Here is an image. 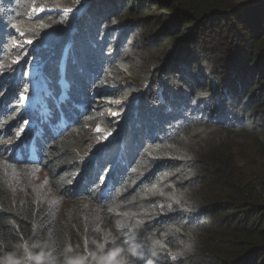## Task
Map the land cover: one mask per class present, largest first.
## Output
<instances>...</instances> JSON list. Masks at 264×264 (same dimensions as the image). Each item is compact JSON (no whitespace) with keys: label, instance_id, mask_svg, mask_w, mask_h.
Wrapping results in <instances>:
<instances>
[{"label":"trees","instance_id":"16d2710c","mask_svg":"<svg viewBox=\"0 0 264 264\" xmlns=\"http://www.w3.org/2000/svg\"><path fill=\"white\" fill-rule=\"evenodd\" d=\"M68 1L27 0L24 7L20 0H0V141L12 140L18 130L12 133L6 122L12 102L20 119L25 117L24 126L29 122L21 98L34 94L31 65L46 63L49 96L41 95L34 116L40 131L37 161H30L32 133H25L24 161L16 154L8 161L34 170L49 161L58 197L64 194L65 202L92 199L91 190L109 206L95 216L76 213L69 219L49 202L0 192V264H264V0H89V13L96 12L108 25L103 31L128 37L124 49L106 50L114 58L108 68L99 49L101 41L107 42L105 33L84 27L89 40L81 45L78 29L71 45L69 27L49 22L55 16L36 19L45 27L30 25L31 7L76 5ZM128 17L134 21L120 20ZM14 24L22 30L19 39L40 48L25 61L3 41L4 28ZM143 24L157 32L146 52L152 53L160 40L166 50L153 47L159 52L156 60L145 62V74L133 73L147 85L132 86L138 99L127 124L89 158L82 170L83 189L74 199L63 185L73 172L72 151L87 137V112L93 104L103 107L119 98L116 90L107 95L97 91L113 84V65L129 62L122 58L131 47L133 29ZM68 46L60 101V66ZM10 67L22 81L4 83ZM57 118L66 119L64 130L45 127ZM119 151H130V159H120L129 166L118 161ZM104 157H112L110 174L94 183L89 166L93 163L92 170L100 172ZM108 177L110 187L102 193ZM130 184L133 190L121 196L123 214L111 215L115 196ZM138 206L144 213L132 217ZM123 220L133 222L139 241L121 233Z\"/></svg>","mask_w":264,"mask_h":264},{"label":"rangeland","instance_id":"374dc122","mask_svg":"<svg viewBox=\"0 0 264 264\" xmlns=\"http://www.w3.org/2000/svg\"><path fill=\"white\" fill-rule=\"evenodd\" d=\"M27 0H20L21 6H26ZM55 3H63L61 0H53ZM71 4H76L74 7L69 9H61V8H53L49 4L45 7L40 4H37L35 8L31 7V17H30V25H35L36 19L38 17H49L55 16L53 20L49 21L52 25L65 27L66 30L69 27L68 35L71 38V45L73 43V38H75L76 31L79 29V34L83 41H80L79 44L85 45L89 38L83 35L84 27H89V29L97 30L99 34H106V41H101L99 45V49L101 51V55L103 58V63L107 61L106 68L109 67V59L112 60L110 55H106L109 46H111L110 51L115 48V50H121L125 48V42L127 41L128 37L124 35H120L119 38H116V35H112L109 31H103L101 27L108 28V25L104 22V20H100V16L93 12L92 14L89 13V7L91 5V1L89 0H69ZM81 5V7L78 6ZM21 7L20 9H23ZM18 9V12L19 10ZM25 12V11H24ZM141 17V16H139ZM129 18V17H128ZM124 22H133V18L129 19L123 18L120 19ZM122 22V21H121ZM39 27H45V22L41 21L36 23ZM5 26V25H4ZM27 25L22 27L23 30H27ZM106 30V29H105ZM134 30V35L128 44H131V47L126 51L125 55L126 58L122 59H129V62H124L122 64H115L112 66V69H116L113 74L111 80H113V84L110 86L104 87L105 89L101 90V93L108 94L109 92H113L116 90L118 92L119 98L113 104H105L103 107L95 106V104L91 105L89 113L87 112V119L86 123L87 126L85 127V131L87 132V137L83 139L81 145L78 149L72 151V160L75 162L73 166V172L67 176V181L63 185L65 192L72 195L74 199H78V193L83 189V182L85 181L84 174L82 175V170L85 166L89 165L90 157L98 156L101 153V149L99 148L101 144L109 143L108 140L112 138V134L114 132L119 131V129L126 123L127 118L132 114L135 104L138 99V93L135 90H132V86L137 89L143 88L147 84H140L138 83L135 78L133 77V73L140 72V75L145 74L144 69L147 67L145 62H153L156 60L155 56L159 55V52H153L154 49L161 51L166 50V46H162V40L158 41L156 46L153 49L152 53L148 54L146 51L145 46H151L154 44L152 38L157 32L153 26V28L147 24L138 25ZM76 34V35H75ZM4 39L3 41L7 43L5 46L8 50L13 48L14 50L19 51V58L25 61L28 56H31L34 52L38 51L40 48L36 47V43L27 42L23 39H19L22 35V30L20 27L14 24V26H8L4 28ZM14 37V40L9 41L6 40L8 36ZM33 38V37H32ZM35 38V37H34ZM121 38V40H120ZM93 39V38H92ZM7 42H6V41ZM112 41V42H109ZM109 42V43H108ZM161 42V44H160ZM102 45H104V51L102 50ZM45 49V48H44ZM56 50V47H54ZM53 49V50H54ZM106 53V54H105ZM150 55V56H149ZM22 56V58L20 57ZM149 59L151 61H149ZM29 62V60H27ZM29 64V63H28ZM30 69V78L32 79V83L34 85L33 90L34 94L32 97H22L21 100L23 101L24 109L27 115V119H30L31 116H35V111L33 114H30L27 107L32 104V101L36 94L40 92V90L45 87L44 86V79L42 75V67L39 68L36 65ZM46 66V63H45ZM155 67V66H153ZM10 67L9 71H7L5 75V82L7 81H15L17 82L22 81V76L17 77V74L11 71ZM123 68L124 70L121 71L120 69ZM111 69V68H110ZM49 70H52V67H49ZM20 71V70H18ZM109 73V71H108ZM114 81H116L114 83ZM7 82V83H8ZM109 84V82H108ZM42 86V87H41ZM40 89V90H39ZM100 93V92H99ZM114 94V93H113ZM105 95V96H106ZM7 99V97H6ZM12 101V98L9 102ZM14 102L11 103L10 107L12 110V115L9 119L6 120L9 128L14 133L15 127L18 129L15 133V137L12 140H8L5 142L0 141V192L3 193L6 197L10 198H23L27 200L33 201H45L49 202L50 205H54V211L57 213H61L64 211L69 219L75 217L76 213L84 214L85 216L96 214L98 209H107L109 206L103 205L102 202L99 201L97 196L91 193V190H88V193L92 195V199L85 198L74 200L75 202H65L64 201V194L57 196L52 188V178H51V171H52V164L48 161L47 164H44L42 168L39 169H25V168H15L11 165L8 159H13L12 152L6 153L8 149L12 146H16L18 143L21 142L25 133H28L33 127L31 123H27L24 126V121L26 120L25 117H19L20 114L16 113L17 109L13 106ZM106 111V112H105ZM64 119L57 118L54 121H48L45 123V127L47 128H56L59 126H63ZM23 123V128L19 131V126ZM120 124V126H119ZM35 135H39L40 131L38 129H33ZM18 136L17 142H15ZM27 143L26 140H23ZM100 145V146H99ZM122 146V145H120ZM15 158V157H14ZM98 158V157H97ZM100 158V157H99ZM112 161V157H104L99 161V169H102L100 172L95 169L92 170L93 163L89 166L91 169L88 171V175L92 174L93 182H97L99 179H104L110 174L111 166H108L109 163ZM124 165V164H123ZM88 167V168H89ZM112 169L115 171L114 167ZM97 171V173H96ZM105 171V173H104ZM113 171V172H114ZM140 172V166L138 169ZM113 175V174H112ZM138 175V174H136ZM77 187V188H76ZM70 189V190H69ZM133 190V186L130 184L125 190L120 191L119 194L115 196V203L111 210V215H122L123 212L120 211L121 208V196L126 197L128 194ZM150 194V193H149ZM146 195V194H145ZM152 199V198H149ZM63 201V202H62ZM109 202V201H108ZM107 202V203H108ZM107 205V204H106ZM59 206L62 209H59ZM160 209V207H158ZM144 210H141V207H135L131 211V216L136 217L139 214H143ZM95 216V215H93ZM129 220V219H128ZM122 228L121 233L127 237L129 241H139L138 238V230L135 229V225L133 222H128L126 220L122 221Z\"/></svg>","mask_w":264,"mask_h":264},{"label":"clouds","instance_id":"9594fccd","mask_svg":"<svg viewBox=\"0 0 264 264\" xmlns=\"http://www.w3.org/2000/svg\"><path fill=\"white\" fill-rule=\"evenodd\" d=\"M69 49H70V46H68L66 49H65V52H64V56H63V60H62V63H61V66H60V75H61V78H62V88H63V91H62V97H61V100L60 101H64V94H65V89H64V79H65V66H66V62H67V58H68V55H69ZM42 67V75H43V79H44V86L40 92H38L36 94V96L34 97L33 101H32V104L30 106L27 107L28 111L30 114H33V112L36 110V107L39 103V99L41 97V95H45V96H49V85H48V82H47V79L44 77V68H45V63L42 64L41 66H39V68ZM19 70H21V68L19 67ZM2 84V83H1ZM42 87V86H41ZM105 89V88H104ZM101 90L103 89H100L97 91V93H101ZM96 93V94H97ZM23 102V101H22ZM23 110L24 109V105H23ZM81 110H84V109H81ZM86 111H88V109H86ZM84 112V111H83ZM71 115L74 116L75 115V112H71ZM81 118L80 117H76V121H80ZM66 119H64V122H63V126H60L61 127V130H64L66 127H67V124L65 123ZM72 121V120H71ZM75 121V120H73ZM28 123H31L33 125V127H31L32 129L26 133V135L29 133H32L33 134V139L31 140L30 142V145H29V149H30V161L31 162H35L37 161V153L35 151V138H36V135L34 134V131L33 129H36L35 128V125H34V117L31 116L30 119H29V122ZM25 135V134H24ZM23 136V139L21 140L20 143H18L15 147L12 146L10 148H13L14 150L12 151V154H16L17 156V159L19 161H24L23 160V155L21 154V151L22 149L21 148H25L27 146V143H25L23 140H26L28 141L27 137ZM123 145L121 146V148L123 149ZM116 158L118 159L119 162H122L120 161V159H125V158H131V154H130V151H127V153L125 154L124 152H121L120 151L117 153V156ZM128 161L126 162H122L123 164H125L126 166H129L130 164L127 163ZM107 184H110V180H109V177L107 178V180L105 181L104 183V188H103V191L102 193H106L110 187V185L107 186Z\"/></svg>","mask_w":264,"mask_h":264}]
</instances>
